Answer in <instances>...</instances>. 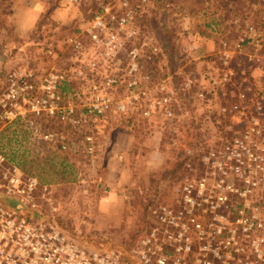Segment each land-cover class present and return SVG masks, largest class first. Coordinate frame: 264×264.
I'll use <instances>...</instances> for the list:
<instances>
[{
	"label": "rangeland",
	"instance_id": "1",
	"mask_svg": "<svg viewBox=\"0 0 264 264\" xmlns=\"http://www.w3.org/2000/svg\"><path fill=\"white\" fill-rule=\"evenodd\" d=\"M19 1L0 0V77L4 80L6 74L23 69L40 77L52 70L68 71L72 88L83 92V102L77 129L43 116L32 125L11 124L2 131L6 136L0 138V148L5 155L0 154L26 177L37 179L39 186L20 199L21 205L5 195L9 167L0 166V205L21 209L34 226L53 227L65 246L99 258L118 256L121 264H146L134 252L145 238L153 243L148 264H159L165 256L164 264H264V186L256 192L242 183L248 177H261L264 169L255 175L250 173L254 168L239 161L238 147L249 162L259 159L250 146L237 143L230 155L216 147L218 136L237 126L216 123L219 114L225 120V114L231 115L233 90L243 87L242 92L252 98L249 102L255 98L264 102V0H172L173 10L164 8L162 0H128L136 35L124 41L113 66L100 58V50L87 36L81 35V54L74 53L66 39L88 27L100 9L124 13L120 0L67 1L65 11L78 25L64 24L60 38L56 25L61 26V21L54 8L28 26L26 11L12 8ZM252 34L257 37L237 47ZM163 36L179 53L174 73L163 57ZM91 62L98 64L97 77L76 79V72ZM133 63L138 65L141 88L149 90L140 108L159 95V86L175 91L177 103L155 110L145 125L137 111L125 116L110 112L102 119L87 115L84 105L92 85H102L112 72L126 73ZM226 75L232 78L230 85L222 84ZM136 92L123 85L113 98L123 101ZM254 108L247 106L239 118L246 131L250 126L263 128L260 134H249L259 154L264 149V125L259 121L264 113ZM165 125L173 127L171 133L204 139L186 146L185 139L183 145L176 137L168 145L162 133ZM50 133L56 135L54 140L45 139ZM128 135L132 141L127 150ZM89 136L94 144L91 153L87 152ZM222 145L227 150L230 144ZM178 155L193 157L186 165L192 172L203 158L207 164L203 177L186 180L183 171L171 174ZM73 177L76 182H67ZM231 187L236 191L241 187L240 194L233 196L237 192L229 191Z\"/></svg>",
	"mask_w": 264,
	"mask_h": 264
},
{
	"label": "built area",
	"instance_id": "2",
	"mask_svg": "<svg viewBox=\"0 0 264 264\" xmlns=\"http://www.w3.org/2000/svg\"><path fill=\"white\" fill-rule=\"evenodd\" d=\"M82 1L69 0L71 4H81ZM120 4L126 8L124 13H114L112 9L105 7L92 19L88 27L81 30L79 34H74L66 39V44L74 53L81 54L84 51L81 35H85L100 50L99 56L105 63H109V66L116 63L119 49L124 41L136 35V31L131 27L134 16L133 11L129 9V1L120 0ZM250 30L253 33V29L250 28ZM253 36L257 37L252 34L249 40L242 41L237 47H242ZM97 71V62H91L86 69L76 72V79L85 81L95 78ZM138 71V65L133 63L126 73L121 70L118 71L119 73L112 72L104 78L102 85L93 84L90 98L84 105L86 114L102 119L110 112L125 116L137 111L139 116L148 119L155 113V110H167L177 103L174 102L176 100L175 91H167L166 87L159 86V95L151 96L145 107L140 108L138 105L142 99L147 98L149 90L141 88L137 77ZM4 78L2 80L3 78L0 77V133L18 120L28 118L27 122L32 125L34 120L43 116L67 124L74 129L80 126L79 111L81 102H83L81 97L83 92L72 88L74 82L68 71L52 70L40 77L32 70L23 69L10 72ZM222 80L223 85H230L232 78L226 75ZM123 85L129 92L135 90L138 92L131 93V96L126 97L123 101L115 102L113 93L121 90ZM67 87L70 91L65 92L64 89ZM245 96L247 94L243 92L241 100ZM238 109H241L240 105H238ZM238 109L233 107V111ZM260 122L264 125V118ZM251 131L254 134H260L263 128L258 130L256 127L250 126L242 139L237 138L233 144L227 147L224 155H230L238 147V144L245 147L250 146L252 153H255L259 158L254 163L249 162L242 148L238 147L235 152L239 153V161L243 164L246 163V168H254L250 170V173L253 172L256 175L258 169H264L262 157L264 149L259 155L260 149L255 150V147L250 144L249 134ZM37 132V129L33 130V134ZM55 138L56 135L51 133L45 136V139L48 140ZM87 141L93 143V137H88ZM64 148L66 149V147ZM92 151L93 147H90L88 152ZM254 164L255 166H253ZM0 166L9 167L10 174L5 176L7 184L4 190L5 195L23 205L20 199L26 198L37 189L39 182L35 178L26 177L25 173L16 166H10L2 154H0ZM233 168L234 165L232 170ZM244 181L250 184L254 178L248 177ZM228 190L233 191V188ZM23 212L21 209H13L7 204L0 205V264H121L118 256L99 258L97 255H89L80 251L75 246H65L64 238L53 227L48 229L47 225L42 223L39 226H34ZM166 215L169 213L167 212ZM154 235L155 231L152 237ZM151 239L141 240L138 249L134 251L138 256H141L146 264L150 263L154 254ZM167 259L166 256L162 257L158 263L164 264Z\"/></svg>",
	"mask_w": 264,
	"mask_h": 264
},
{
	"label": "trees",
	"instance_id": "3",
	"mask_svg": "<svg viewBox=\"0 0 264 264\" xmlns=\"http://www.w3.org/2000/svg\"><path fill=\"white\" fill-rule=\"evenodd\" d=\"M84 1L86 2V0H83L81 3H83ZM162 1H164V3H165V4L163 3V5H162L164 8H168V9H172V10L174 9L173 8L174 5H172L173 3L171 2L172 0H162ZM100 12H102L101 9H100ZM77 33L78 32H76V33L74 32L73 34H77ZM162 38H163V41L162 40L161 41H162L163 44L161 43V46H162V50H163V57H165L166 60H168V62H169L168 64L169 65L174 67L173 70H172V73H174L176 68L178 67V64H179L178 61L176 62L177 57L179 56V53L176 52L175 46H174V44L171 41H169L170 38L168 36H163ZM237 73H239V72H237ZM243 89L244 88L242 87L241 90H233L230 93V95H229V97L231 99V102H232L231 103L232 104L231 105L232 108L236 107L238 109V104H241L242 105V109H238V110L232 111V112L230 111L231 115L230 114H225L226 117H227L226 118L227 121L222 118V117H225V116H221L220 114L216 118V123L217 124L222 123L223 125H227V124H225V122L226 123L228 122V124L230 122L232 124L237 123V126H235V127L231 126V131L224 132L223 134L218 136L216 147H217V151H219V152L220 151H226L222 144H225V145L227 143L233 144L234 141L237 138H241L242 139L245 136V134H246L245 131L247 129V126H246L245 122L242 123V121H240V118H239L240 116L239 115L242 114V111H246V112L248 111L247 110V106H251V107L255 106V108L253 110L256 111V112H258L257 109L260 108L261 110L258 112V114L261 113V112L264 113V102L260 101L259 98H255L254 102H249L250 100H252V98L251 97L249 98L248 96H245L241 100L240 97L243 94V92H242ZM64 91L68 92V91H70V89L67 87V88L64 89ZM240 92H242V93H240ZM84 112H86V111H84ZM250 112L251 111H249V113ZM139 117H140V121L139 122L141 123V125H145V123L148 122V119L142 118L141 116H139ZM257 117L260 118V115L257 116ZM52 120H54V119H52ZM259 121H262V119H259ZM24 122H27V119L18 120L15 123H13L12 125L14 127L15 126L17 127V125H19L21 123H24ZM131 122L132 121H129V124ZM191 123H193V122H191ZM175 124H177V121H175ZM133 127H135V129H136V127H140V126L137 125V126H133ZM172 128L173 127L171 125H169L168 127L165 125V127L163 129V132H162L163 134L164 133L166 134L165 137H166L167 140L165 139V141H167L168 145H171L173 143V141L176 140L177 138H178L177 142H181V140L185 139L186 140V146H188L192 142H196V143L199 142L200 143L204 139L203 136H194V135H189V134L185 136L184 134H174L173 131H172V133H173L172 134L171 133V129ZM135 129L132 130V131H134L135 134L136 133H140V130L137 129L136 130L137 132H136ZM143 129H144V127H143ZM3 132L0 134L1 135L0 138L6 136V134H4ZM12 133H14V132H12ZM185 140H183V145H184ZM137 145H138V143H137ZM262 145L264 146L263 142H262ZM0 153L5 155L4 148H0ZM223 153H221V154H223ZM263 156H264V152H263ZM189 158L193 159V157H189V156L182 157L181 155L180 156L178 155L175 158V162L171 165L172 168H173L171 174H177V173H180L181 171H183V174H184L183 176L185 177L186 180L193 179L194 177H198V178L203 177V172H204L203 171V167L206 168V166H207V164L205 163L204 159L200 157L201 163L198 160L199 161L198 162L199 165L195 168V170H196L195 172H200V175H197L195 172H192V171H190V170H188L186 168V165H187V162H188ZM62 165H65L66 168H69L71 170L73 169V166H71L70 164H68L66 162H63ZM67 182H76V177H73L71 180H69ZM242 183H243V187L247 186L246 185L247 183L245 181H243ZM48 184H51V183L49 182ZM250 185H251V188L254 191L261 192L262 191V187L264 186V174L261 177H258V176L254 177V181L251 182ZM259 185H260V187L257 190V187ZM239 188H241V187L236 188L238 191H236V190L231 191V192H234V191L237 192V193H234L233 196H237L238 193L240 194L241 190Z\"/></svg>",
	"mask_w": 264,
	"mask_h": 264
},
{
	"label": "crops",
	"instance_id": "4",
	"mask_svg": "<svg viewBox=\"0 0 264 264\" xmlns=\"http://www.w3.org/2000/svg\"><path fill=\"white\" fill-rule=\"evenodd\" d=\"M20 1L16 5L13 4L12 8L19 9V10L21 9V10L26 11L27 16L30 18L27 23L28 26H33V24H35L37 20L39 19L41 13H45L46 10L51 9V8H54L55 10L56 19L61 21L59 24L61 26L56 25V28L60 27V30L57 29L58 32L56 33L58 35V38H60L62 35L61 30L64 24H67L68 22H71V24H74V25L77 24L76 21H73V19L68 16L67 14L68 12L65 11V6L67 4V1L69 0H20ZM61 135L63 136V134ZM128 137H129V140L127 139L128 141L127 147H126L127 150H128V147L131 145V141H132L129 135ZM86 143H87V146L94 147L93 143H89L88 141ZM64 147H65L64 145L61 146L62 149H64ZM74 147H76V144H74Z\"/></svg>",
	"mask_w": 264,
	"mask_h": 264
}]
</instances>
